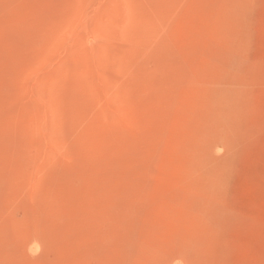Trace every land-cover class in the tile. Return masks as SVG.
<instances>
[{"label": "rangeland", "instance_id": "1", "mask_svg": "<svg viewBox=\"0 0 264 264\" xmlns=\"http://www.w3.org/2000/svg\"><path fill=\"white\" fill-rule=\"evenodd\" d=\"M0 264H264V0H0Z\"/></svg>", "mask_w": 264, "mask_h": 264}]
</instances>
